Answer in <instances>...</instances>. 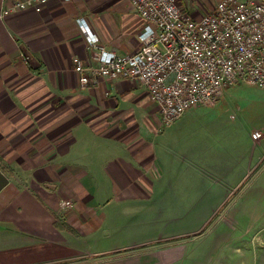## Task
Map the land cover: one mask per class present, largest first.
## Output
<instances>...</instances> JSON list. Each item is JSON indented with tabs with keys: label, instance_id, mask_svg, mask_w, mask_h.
Masks as SVG:
<instances>
[{
	"label": "crops",
	"instance_id": "obj_1",
	"mask_svg": "<svg viewBox=\"0 0 264 264\" xmlns=\"http://www.w3.org/2000/svg\"><path fill=\"white\" fill-rule=\"evenodd\" d=\"M6 4L0 0V170L1 158L14 166L0 190V264L178 263L186 249L174 238L184 233L148 237L162 222L200 227L194 240L245 227L232 251L243 260L245 241L253 264H264V89L239 82L217 99L226 105L235 94L244 113L237 94L255 88L247 127L201 122L207 107L167 125L140 81L83 87L73 63L90 57L81 16L107 48L139 49L146 21L129 0H49L40 12L3 16ZM229 239L217 238L215 251L230 248Z\"/></svg>",
	"mask_w": 264,
	"mask_h": 264
},
{
	"label": "built area",
	"instance_id": "obj_2",
	"mask_svg": "<svg viewBox=\"0 0 264 264\" xmlns=\"http://www.w3.org/2000/svg\"><path fill=\"white\" fill-rule=\"evenodd\" d=\"M3 16L42 11L49 0H5ZM146 21L139 49L120 53L107 48L88 20L77 22L90 57L73 58L83 87L103 80L140 81L161 111L174 123L188 110L213 104L223 90L241 81L264 89V0H219L200 17L179 0H129ZM25 61L29 56L21 53ZM262 136L252 133L254 139ZM72 206L71 201L63 203Z\"/></svg>",
	"mask_w": 264,
	"mask_h": 264
},
{
	"label": "rangeland",
	"instance_id": "obj_3",
	"mask_svg": "<svg viewBox=\"0 0 264 264\" xmlns=\"http://www.w3.org/2000/svg\"><path fill=\"white\" fill-rule=\"evenodd\" d=\"M180 1V5L184 10H187V7H189L190 11L197 12L198 14L207 13L208 11L213 9L218 2V0H187L188 3H185L183 0ZM241 83L244 82L241 81ZM253 95H257V93L255 92V88L252 89L251 87L245 88L242 92H239L237 94L239 103L242 102L245 106L243 109L244 113H242L236 107L234 100L235 94L232 96L231 100L227 102L226 105L224 104V98L221 97V99L217 100L214 105L206 104L198 106L200 108L207 107V110L203 111V114L201 112V122L213 124L216 121H221L226 124L227 128L237 125L247 127L249 124H254L256 112L253 103L255 99H251V96ZM196 108L197 107L192 108V110ZM1 160V164L4 165V167H7L3 171L4 174L11 177L13 171L10 170V167L14 165L9 164L10 160L6 161L7 163H5L2 158ZM65 201L71 200H64L63 203ZM71 203L73 205L72 201ZM216 214L217 213H215V215ZM220 214H222V212L219 213L215 217V219H217ZM215 221L216 220H213L209 224H207L206 228L210 229V227L215 225ZM154 227L156 230H152ZM234 227L236 230L233 229V226H225V228L220 229V231H217L215 228L211 232L208 231L206 236L194 240L192 238V234L201 232L202 229L200 227H180L176 230V228H173L172 226L162 222L156 225L152 224V227L148 228V237L151 236L152 232L154 233L153 236L156 235L162 237L170 236L175 233L185 234L183 237L174 238L175 240H178V244L183 245V248L186 249V251L184 252V257L181 259V261L174 264H253V247L250 244H246L245 241L240 244V247L244 250L243 253H247V256H245L243 260H240L241 252L232 251V247L236 246L234 245V243L236 242L237 233H241V231L244 232L246 230L245 227H241L239 225H234ZM225 236L231 238L227 241V247H229L231 244L232 246L230 248H227L224 252H216L215 248L217 246V238L221 240ZM251 237L252 235L250 234L244 238L251 239ZM224 248L226 247L224 246ZM195 249L196 255L194 256L193 250Z\"/></svg>",
	"mask_w": 264,
	"mask_h": 264
},
{
	"label": "water",
	"instance_id": "obj_4",
	"mask_svg": "<svg viewBox=\"0 0 264 264\" xmlns=\"http://www.w3.org/2000/svg\"><path fill=\"white\" fill-rule=\"evenodd\" d=\"M9 182L8 177L0 170V190L4 188Z\"/></svg>",
	"mask_w": 264,
	"mask_h": 264
}]
</instances>
